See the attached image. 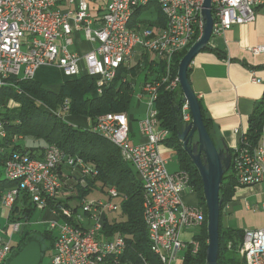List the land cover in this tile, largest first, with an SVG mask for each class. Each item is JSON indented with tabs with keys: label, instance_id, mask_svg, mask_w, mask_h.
<instances>
[{
	"label": "built area",
	"instance_id": "built-area-1",
	"mask_svg": "<svg viewBox=\"0 0 264 264\" xmlns=\"http://www.w3.org/2000/svg\"><path fill=\"white\" fill-rule=\"evenodd\" d=\"M156 3L164 14L166 27H131L137 11ZM204 0H110L99 18L90 12L89 0H67L73 9L61 11L56 0H0V90L13 86L11 78L34 79L41 67L60 70L68 80L83 76L96 80L95 97L115 77L121 65L136 52L153 55L164 65L161 81H147L139 100L148 101L144 119L139 124L141 140L134 144V131L125 113H108L96 120L91 129L105 137L120 150L121 156L135 170L143 184L145 194L143 217L148 229L150 248L162 264H182L185 253H199L198 239L206 216L198 204L185 202L184 194L190 185L187 172L170 173L162 147L169 132L159 126L156 100L161 85L175 91L180 87L179 77H173L174 56L190 49L203 33L202 17ZM264 0H213V35H221L234 26L256 21L257 9ZM82 33L94 47L85 54L75 52V35ZM198 39L196 40L197 35ZM254 56L264 54V45L251 49ZM186 124L192 122L188 102L181 108ZM239 146L232 163L239 186L261 187L264 214V144L251 147L239 130ZM7 137L5 124L0 119V143ZM22 139V137H20ZM62 165L80 166L89 173L81 160L64 162L63 152L56 146L45 149L41 158L15 155L5 162L4 177L18 183V187L6 191L1 207L9 210L19 191L27 192L38 209H48L62 189ZM117 197L116 189L109 191ZM229 204L224 211H228ZM119 211V205L105 199H87L74 215L72 209H62L67 219L74 222L51 220L49 229L58 231L50 264H106L114 258L118 264L126 249L123 236L110 239L101 237L105 218ZM82 212V213H81ZM6 231L0 233V264H7L13 257L14 235L20 234L22 222L7 223ZM190 234L189 240L184 237ZM245 264H264V226L244 232L240 249ZM182 256L179 257V254Z\"/></svg>",
	"mask_w": 264,
	"mask_h": 264
},
{
	"label": "trees",
	"instance_id": "trees-1",
	"mask_svg": "<svg viewBox=\"0 0 264 264\" xmlns=\"http://www.w3.org/2000/svg\"><path fill=\"white\" fill-rule=\"evenodd\" d=\"M142 11L136 12V19L141 16ZM157 12L159 15L157 20L148 21L149 25L143 27L153 28L155 25L161 28L166 27L167 21L161 9L158 8ZM136 22V20L132 22V28ZM198 37L199 34L196 40ZM187 52L188 49H185L174 56L173 77L178 75L179 64ZM155 63L157 67L153 68L152 72L156 75L153 78L146 75V82L161 81L164 76V65L157 61ZM127 74L128 68L124 64L121 65L116 77L104 87L102 94L98 97L93 95L96 80L87 76L65 81L58 91L45 89L34 79L11 78L13 86L0 90V119L3 120L7 132V137L0 143V167H4L5 162L15 155L41 158L45 149L50 146H56L63 152L65 163L72 158L81 160L90 172L85 173L79 165L76 167L62 165L59 169L63 173L62 189L58 197L48 201V210L60 215V220L75 224L74 217L67 219L62 215L63 208L72 209L75 215L79 213L83 201L93 199V195L98 196L96 197L98 199L112 200L119 205V211L116 212L119 218H110V216L105 218L101 237L103 239H110L116 235L124 237L126 249L118 258V264H162L150 248L148 229L143 217L145 190L134 168L124 161L118 147L91 128L82 125L83 120H89L91 125H94L98 117L108 113L128 115L135 86L127 79ZM14 100L17 104L12 107L9 101ZM183 103L184 94L181 87L170 91L167 90V84L161 85L156 109L159 126L169 132L165 146L178 157L180 171L188 173L191 188L198 198V205L203 208L206 216L198 236L201 242L200 251L196 255H193L190 250L187 251L182 264H207L208 210L203 182L199 170L179 140V136L187 125L181 113ZM200 104L204 124L214 139L211 132L212 121L201 102ZM68 116L72 120L68 121L66 119ZM244 137L253 148L264 144V96L256 103L254 111L249 116L248 129ZM39 140L44 141V146L29 144V141ZM229 151L233 157L235 151L231 149ZM17 187V182L5 179L0 172V201L6 191ZM112 188L116 189L117 197L110 196L109 191ZM240 189L244 187L239 186L232 163L231 168L224 174L220 190L218 264H245V259L240 252L245 230L223 225L224 209L235 199ZM37 212L42 211L38 209L31 196L21 190L8 212L7 223L22 222L24 224L19 242L13 246V257L28 243L37 241L42 246V264L46 254L54 250L57 234L49 228L44 232L31 228L34 222L33 217ZM114 260V258H108L105 263L112 264Z\"/></svg>",
	"mask_w": 264,
	"mask_h": 264
},
{
	"label": "crops",
	"instance_id": "crops-1",
	"mask_svg": "<svg viewBox=\"0 0 264 264\" xmlns=\"http://www.w3.org/2000/svg\"><path fill=\"white\" fill-rule=\"evenodd\" d=\"M56 2L61 11L73 9V6L67 4V0H56ZM109 2L110 0H89L91 14L99 18ZM151 7L158 11L159 7L156 3H152L144 10ZM144 10L138 19L134 16L133 21H137L134 27L147 26L148 21L157 20L142 19ZM258 45H264V6L257 9L255 22L234 26L221 35H213L208 45L209 49L199 53L190 66L189 77L192 87L212 121L211 132L219 148H223L225 144L233 151L237 149L240 134L236 130L241 134L247 132L249 116L254 111L256 103L264 96V54L254 56L251 53V49ZM93 47L94 44L88 43L82 33L75 35V44L72 48L75 52L85 54ZM124 66L128 68L127 79L132 81L135 87L143 77L141 90L146 82V75L150 78L156 75L152 72V69L157 67L153 55L136 52ZM60 86L53 91H58ZM84 123L91 127L89 120H85ZM135 136L134 132L133 137ZM162 154L166 159L171 154L175 155L165 145L162 147ZM256 192L259 197L262 196V188L259 186L240 189L229 204L228 213L233 217V213L239 212L238 215L243 222V226L237 224L235 216V223L238 225L235 224V228L246 231L264 226L261 204L263 198L261 197L262 200L260 199L255 207L248 202L250 195ZM184 200L190 205L198 204L195 193L186 191ZM259 203L261 208L258 206ZM39 213L40 216L48 213L51 217H55L48 209ZM189 236V233L184 235V237ZM53 253L54 250L51 252V257Z\"/></svg>",
	"mask_w": 264,
	"mask_h": 264
},
{
	"label": "water",
	"instance_id": "water-1",
	"mask_svg": "<svg viewBox=\"0 0 264 264\" xmlns=\"http://www.w3.org/2000/svg\"><path fill=\"white\" fill-rule=\"evenodd\" d=\"M202 17L204 20L203 33L182 58L178 69L184 102L189 103L192 115V122L185 126L183 133L179 136V140L191 156L203 182L204 197L208 210L209 242L206 250L207 264H218L221 217L220 190L224 174L231 168L232 155L225 144L223 148L217 146L206 128L202 107L189 77L192 62L199 53L208 47L213 36V0H204ZM42 257L41 244L37 241H32L16 256L12 257L7 264H41Z\"/></svg>",
	"mask_w": 264,
	"mask_h": 264
},
{
	"label": "rangeland",
	"instance_id": "rangeland-1",
	"mask_svg": "<svg viewBox=\"0 0 264 264\" xmlns=\"http://www.w3.org/2000/svg\"><path fill=\"white\" fill-rule=\"evenodd\" d=\"M158 12L157 10H155V8H150L148 10H144L143 15H142V19H149V20H156L158 18ZM148 21V20H147ZM141 75H143V73H141ZM69 78L66 77L64 75L63 72H61L58 69L55 68H50V67H41L39 68L36 73H35V77L34 80L41 83V85L45 88V89H50V90H54L57 89L63 82L67 81ZM143 80V77L139 80V82L137 83L136 87H135V92L130 104V108L128 111V117L130 118L131 121V125H132V129L133 131L136 133L135 137H132V142L134 144H137L140 142L141 140V136H140V130H139V124L140 122L144 119L145 115H146V111L148 108V101L146 98L139 100L138 96L141 92V82ZM20 94L21 92L18 91ZM13 100V99H12ZM1 101V100H0ZM11 103V104H10ZM9 104L13 107L15 106L17 103L14 101H9ZM47 109V108H46ZM48 111L50 109H47ZM66 119L68 121L72 120L70 119V117H66ZM83 122H85V120H83ZM76 124H78V122H75ZM74 123V124H75ZM84 126L89 127V124L84 123L82 124ZM30 145L33 146H44V141H29ZM178 157L176 155H170L167 158V162H168V170L170 173H176L180 171V167H179V161H178ZM0 172L2 173V176H4V167H0ZM245 189V188H244ZM188 192L190 193V189H188ZM93 199H98L96 197V195H93ZM263 198V195L261 196ZM258 196V192H256V194H252L249 197L248 202H250V204L255 207L257 206L256 204L258 202H260V199L262 200V198ZM196 198V197H195ZM262 204V203H261ZM260 207V203L258 205ZM261 208V207H260ZM8 212L9 209L6 207H2L0 208V233L3 231H6L8 228L7 225V216H8ZM239 212H236L235 214L233 213V217L231 213H228V211L226 210V212L224 211V216H223V225L226 227H231V228H235V226L237 224H242L243 226V222L240 219ZM108 216H110V218H119L118 215L115 214H109ZM236 216V223H235V219L234 217ZM57 220V218H53L51 217L48 213L42 214V216H40V213L37 212L34 217H33V223H32V229L36 230V231H42L44 232L45 230H47L49 228V221L50 220ZM40 220V222L38 221ZM232 221L234 223H232ZM236 224V225H235ZM245 225V224H244ZM238 226V225H237ZM55 234L58 233V231H54ZM19 238H20V234H15L14 235V239L13 242L14 244H17L19 242ZM186 240H189V237L185 238ZM50 254L51 252L49 251L42 264H50ZM182 256V253L179 254V257ZM176 264V263H173Z\"/></svg>",
	"mask_w": 264,
	"mask_h": 264
}]
</instances>
